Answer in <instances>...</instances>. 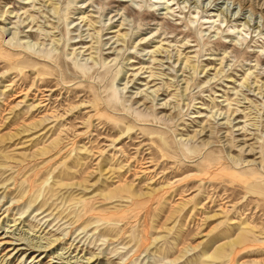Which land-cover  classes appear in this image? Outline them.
<instances>
[{
	"label": "rangeland",
	"instance_id": "obj_1",
	"mask_svg": "<svg viewBox=\"0 0 264 264\" xmlns=\"http://www.w3.org/2000/svg\"><path fill=\"white\" fill-rule=\"evenodd\" d=\"M0 264H264V0H0Z\"/></svg>",
	"mask_w": 264,
	"mask_h": 264
},
{
	"label": "bare ground",
	"instance_id": "obj_2",
	"mask_svg": "<svg viewBox=\"0 0 264 264\" xmlns=\"http://www.w3.org/2000/svg\"><path fill=\"white\" fill-rule=\"evenodd\" d=\"M215 1H218V0H215ZM54 9H56L55 7H54ZM4 33V32H3ZM41 56V55H40ZM40 59V58H39ZM18 60V59H17ZM16 62V61H15ZM235 242H229L228 243V245L230 246V245H233ZM27 246H28V248H30V249H33L36 245L34 244H31V243H27ZM36 247H41V246H36ZM21 249H17V252H19ZM34 251H40V249H35ZM41 252H42V250H41Z\"/></svg>",
	"mask_w": 264,
	"mask_h": 264
}]
</instances>
